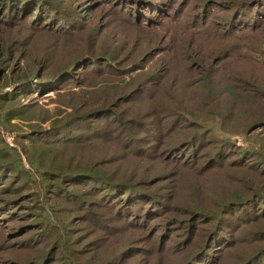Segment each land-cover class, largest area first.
I'll use <instances>...</instances> for the list:
<instances>
[{
	"label": "trees",
	"instance_id": "1",
	"mask_svg": "<svg viewBox=\"0 0 264 264\" xmlns=\"http://www.w3.org/2000/svg\"><path fill=\"white\" fill-rule=\"evenodd\" d=\"M197 5L209 10L187 16ZM71 6L68 0H0V223L20 238V254L2 263L88 264L80 258L100 253L98 264H264V144H253L264 129V90L250 89L239 75L230 81L241 84L215 85L230 61L264 72L258 51L236 44L263 42L264 0H81ZM220 8L223 28L213 37L231 43L229 49L215 56L218 66L213 60L185 73L186 88H207L194 100L214 121L200 124L159 100L179 78L166 74L193 56L189 42L160 44L167 33L161 22L178 28L191 26V19L209 22L210 11ZM99 11L107 12L105 25L110 17L118 23L115 41L103 40L102 25L82 36ZM138 45L144 50L132 59ZM156 56V68L143 73ZM51 93L55 109L35 99ZM137 105L147 109L135 112ZM237 131L249 146L225 136ZM170 132L179 137L171 140ZM146 162L151 165L142 167ZM227 168L251 177L233 179ZM216 176L231 181L230 189L217 192ZM32 203L35 213H21ZM26 217L36 230L14 225ZM78 223L94 228L91 248H82L88 238L74 247Z\"/></svg>",
	"mask_w": 264,
	"mask_h": 264
},
{
	"label": "rangeland",
	"instance_id": "2",
	"mask_svg": "<svg viewBox=\"0 0 264 264\" xmlns=\"http://www.w3.org/2000/svg\"><path fill=\"white\" fill-rule=\"evenodd\" d=\"M71 3V7L75 8L80 2L81 0H68ZM238 1H243V0H238ZM186 2V0H185ZM210 4V2L207 4V6ZM70 6V5H69ZM206 6V7H207ZM222 6V5H221ZM178 7V5L176 6ZM192 7V5H191ZM205 7V8H206ZM221 9V8H220ZM209 10V9H208ZM208 10H204L201 9V7H199L198 5L196 7L190 8L187 11V16H191V18L194 16V14L196 15H203L204 11L205 13H207L206 11ZM223 11H225L224 9H214L212 11H210V14L213 13V16L211 18V21L208 19L206 20H201L197 23L192 22L191 19V26H187V27H183V28H178L177 26H175L174 24H170V22H166L162 21L161 23H164V32L167 31V33L162 34L163 35V40H161V38H159V41L161 42V45L166 46L169 42V39L176 41L177 45L183 46L184 42L188 43L189 42V48L190 51L192 50V57L188 60V63H186V65H179V66H175L173 65L172 67V71H170L167 75L168 79L178 76L179 78L175 79V83H168L166 86V89H162L163 92L160 93V99L161 101L168 103V106L173 108L174 111L177 110H181L184 111L188 117H190L191 119H193V121L198 122L200 124H202L201 122H212L213 123V119H211V117L204 112L202 109H200L199 111V107H200V103L198 102V100H194V97L196 95L201 96L202 95V91H204L205 88L203 84L197 83L196 85H193L190 88H186V78L187 75L185 74L187 70H191V69H199L201 68L200 65L204 66V67H208L209 64H211L213 62V60L215 59V56L223 49V50H228L229 48H227V46H229L231 43H225L222 41V39L218 36L213 37V35L218 34L222 31L223 28V18L225 16L226 13H224ZM101 11L98 12V14L96 16L91 15V19H90V23L88 25L87 31L85 33L82 34V36L86 39L87 36L86 34L90 31L91 28L97 26L100 27V25H102L101 31L104 30L105 32V37L103 40H108L109 42H111V37L113 39V41L116 40V36H112L113 34L117 33V29H116V25L118 24L116 22V20L113 17H110L111 20H107L109 21L108 25H105V18L106 15H103V13H107L106 11H103V13H100ZM206 15V14H205ZM99 24V25H97ZM260 24H262V29L264 30V19L260 20ZM183 30H187L186 36L184 35H179ZM162 37V36H161ZM262 37V36H261ZM257 41L255 42V40H252L250 38H245V39H241L240 41H237L236 44H242L244 45V47L246 48H254L256 51H258V53L260 54V59H258L260 61L261 64H264V40L263 42L260 41L259 39H256ZM188 45V44H187ZM144 49L142 47H140V45H138L137 47L131 49V54H132V59H136L138 57L139 54H141V52ZM238 50V49H237ZM180 55V53H179ZM179 56H177L176 59H178ZM198 60V61H197ZM158 64V57L156 56L155 58H150L146 63H145V69L143 70V73H150L152 70H154L156 67L155 65ZM199 64V65H198ZM214 66H218L216 63V60H214L213 62ZM264 67V66H263ZM165 69H168V66L164 67ZM222 67V65L220 64L219 66V70ZM257 68V69H255ZM253 66V63L250 62H236L235 60L232 62L230 61V64L227 65L224 69L226 70H220V71H226L221 72L215 79V85L218 87H222L223 85L227 86V79L230 83L232 84H241V81H230L231 80V75L234 76H238L239 78L243 79L245 83H249L248 86H251L250 89L252 88H261L264 90V72L262 70L261 67L259 66ZM140 74V71L136 72L134 75ZM221 80H223L224 82H221ZM180 82L179 84H177L176 82ZM203 80H199V82H201ZM243 82V83H244ZM204 83V82H203ZM200 90V91H197ZM174 91V92H172ZM227 92V91H226ZM229 93V92H228ZM227 94V93H226ZM215 96V95H214ZM35 99L41 104L44 105L46 108L48 109H55L58 104L55 102L56 96L54 93L51 94H47L46 96L40 98V97H35ZM69 100L74 102L75 99L74 98H70L69 96ZM242 102H245V99L242 97ZM230 101H228V105H230ZM233 104V103H232ZM243 106L249 108L248 105L243 104ZM134 111L138 112L141 110H146L147 107L146 106H136L134 107ZM239 108V107H238ZM241 113V110H239L238 114ZM217 125V124H216ZM215 127H219L218 125ZM224 133V132H223ZM176 132H170L168 133V137L173 140V139H177L179 137V135ZM224 135V134H223ZM229 136L231 137V139L233 141H235V143L240 146V147H247L249 146V142L248 138L241 134L239 131L233 132L231 133H225V136ZM257 135H261L258 140H256L253 144H255L256 146H260L261 142L264 144V129L262 131H257ZM5 139L7 140V142L11 145L14 146V138L9 135V134H5ZM123 163H121L122 165ZM155 167H157L159 164L157 163H152ZM148 165H151V162H146L145 164H142V167H146ZM116 167H112L113 171H115ZM226 172L228 173V176L233 178V179H237V178H244L247 179L249 177H251L250 175L246 174L245 172L247 171H234L233 169L227 168ZM214 181H216V191H225V190H229L230 189V183L231 181L229 180H225L222 176H216L211 178ZM209 185V189H211V183L208 182ZM223 185V187H222ZM31 207L29 209H25L23 212L28 216L29 213H35V208L33 209V203L30 205ZM58 206L56 205L53 208H57ZM59 214V213H57ZM69 219V216H68ZM20 222V223H18ZM34 222V220H29L28 217L26 218H18L16 224L14 225H23L22 228H25L26 226H29L30 224H32ZM0 225H2V223H0ZM9 225V223L5 222L0 229L2 228V231L0 233V263L6 261V260H15V258H17V256L20 254V245H18V240L20 238L17 237L16 232L17 229H8L7 226ZM13 226V225H12ZM76 227L80 228V239L79 241L74 244L77 247L79 242H82L84 240L86 243L83 245L84 247L82 248H91L92 245H89V247L86 245L91 242L94 238V234L92 233L91 230H94L93 227H88L86 224L84 223H78L76 225ZM37 227L31 228L29 226V230H36ZM20 231V228H19ZM16 236V237H15ZM15 237V238H14ZM22 238V237H21ZM35 254H33L32 256H34ZM30 256V254L28 255ZM30 256V257H32ZM84 256V255H81ZM105 256V255H104ZM106 258V257H105ZM80 260H82V262H88V264H98L100 262H102L103 258L100 257V253L97 255H94L92 253H90L89 255H85V257L80 258ZM138 260H140V258H138ZM143 260V259H142ZM176 259H173V261H175ZM2 264H7V263H2Z\"/></svg>",
	"mask_w": 264,
	"mask_h": 264
}]
</instances>
